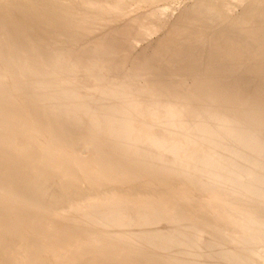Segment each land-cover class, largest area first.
<instances>
[{"label": "bare ground", "instance_id": "obj_1", "mask_svg": "<svg viewBox=\"0 0 264 264\" xmlns=\"http://www.w3.org/2000/svg\"><path fill=\"white\" fill-rule=\"evenodd\" d=\"M134 1L0 0V264H264V0Z\"/></svg>", "mask_w": 264, "mask_h": 264}, {"label": "rangeland", "instance_id": "obj_2", "mask_svg": "<svg viewBox=\"0 0 264 264\" xmlns=\"http://www.w3.org/2000/svg\"><path fill=\"white\" fill-rule=\"evenodd\" d=\"M192 1H194V0H157V1H155V2H152L151 0H145V1H143V2H141V3H139V4H137V0L136 1H134V4L137 6H135L133 3H131L129 6H127L128 7V9L130 10V11H132L133 13H131V14H129L128 16H122L121 18H117L118 19V21H114V22H112L111 20H112V18L110 19H106L104 22H102L103 23V25L101 24L100 25V27L98 28V30L93 34L94 36L96 35L97 36V34L98 35H100V33L101 34H103V33H105V32H108L110 29L112 30V28L116 25V27L118 26V25H120L121 23H123L124 22V24L126 23V22H128L130 19V17L131 16H133L134 14H138V13H143V12H146V11H148L149 9H151V8H155V7H163V6H166V5H174L175 7H176V9L179 11L180 9H182L184 6H187V5H190L191 4V2ZM145 2V3H144ZM139 5V6H138ZM131 6H135V7H132L131 9H130V7ZM136 9V10H135ZM143 11V12H142ZM239 12H241V10H238V11H235V14H234V12L232 13L233 15H235V16H238V15H240V14H238ZM237 13V14H236ZM232 15V16H233ZM234 17V16H233ZM117 22V23H116ZM221 24V23H220ZM220 24L218 23V24H216L215 25V29L217 28L216 26H218V28L220 29V28H223V27H221L220 26ZM223 26H224V24H222ZM116 27H114V28H116ZM113 28V29H114ZM217 28V29H218ZM210 29H212L213 31H214V33H215V31L217 30H215L214 29V26L213 27H210ZM217 33V32H216ZM160 35L161 34H157V35H154L152 38H151V40L149 41V43H154L155 41L154 40H157L158 39V36L160 37ZM93 36V37H94ZM155 38V39H154ZM153 39V40H152ZM84 41H86L85 39H84ZM84 41H82L81 43L83 44V42ZM153 41V42H152ZM81 43H79V44H81ZM149 43H147V45H149ZM208 43V42H207ZM152 44H150V45H152ZM146 44L144 43V45L143 44H141L137 49H139V51H141L142 50V48L145 46ZM149 45V46H150ZM141 47V48H140ZM146 47V46H145ZM196 47H200V45L199 46H197L196 45ZM202 47V46H201ZM198 49V48H197ZM201 49H203L202 50V52L201 51H199V50H201ZM208 49V50H207ZM208 52H210L209 51V48L207 47V44H206V46L203 48H200V49H198V51L199 52H201L202 54H203V57H204V59H206V54H207V56H209L208 54L209 53H207V51ZM204 52V53H203ZM206 52V53H205ZM205 54V55H204ZM210 54H212V53H210ZM180 75V74H179ZM181 76H179V78H180ZM189 79H188V81H186L187 82V84L185 85L186 87L185 88H188V86H189V88H191V86L193 85V78L191 77H188ZM224 78H226V77H224ZM229 78V80H230V77H228ZM228 78L225 80L226 82L224 83V82H221V83H224V86L223 85H221V83H220V85L219 84H217L215 87H216V89L218 88V90H225V88H227L225 91H228V92H231L230 90H232V89H234L235 87H239V85L241 84V85H244V83L246 84L247 82H251L252 80H254V77H251L250 79H251V81H249V79H247L248 81H246V78H249L248 76L247 77H245V81H244V78L243 77H241V78H243L242 79V81H244L243 83L241 82H237V84H236V82H234V81H229V82H231L230 83V85H229V82H227L228 81ZM253 78V79H252ZM256 79H257V77H255ZM181 79V78H180ZM191 79V80H190ZM221 79H223L222 77H221ZM255 79V80H256ZM192 81V82H190V81ZM234 80V79H233ZM254 80V81H255ZM223 81V80H222ZM257 81H258V79H257ZM257 81H255V82H257ZM185 82V83H186ZM194 82H195V79H194ZM253 82V81H252ZM251 82V85H253L255 82H253L252 83ZM238 83H240L239 85H238ZM189 84V85H188ZM191 84V85H190ZM196 84V83H195ZM228 86H226V85ZM234 84H236V86H234ZM250 84V83H249ZM251 85H246L247 86V89L249 88V86H251ZM194 86V85H193ZM192 86V87H193ZM223 86V87H222ZM232 87V89H231V87ZM195 87V86H194ZM221 87V88H220ZM229 87H230V89H229ZM252 87V86H251ZM188 88V89H189ZM239 88H241L242 89V86L241 87H239ZM241 89L239 90V89H234L233 91H232V93H238V91L239 92H242L241 91ZM237 91V92H236ZM250 91V90H249ZM237 96H238V94H236Z\"/></svg>", "mask_w": 264, "mask_h": 264}]
</instances>
